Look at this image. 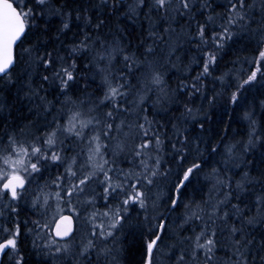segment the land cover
Returning a JSON list of instances; mask_svg holds the SVG:
<instances>
[{
    "label": "snow or ice",
    "instance_id": "1",
    "mask_svg": "<svg viewBox=\"0 0 264 264\" xmlns=\"http://www.w3.org/2000/svg\"><path fill=\"white\" fill-rule=\"evenodd\" d=\"M0 264H264V0H0Z\"/></svg>",
    "mask_w": 264,
    "mask_h": 264
}]
</instances>
